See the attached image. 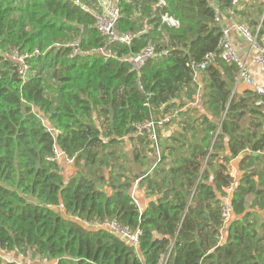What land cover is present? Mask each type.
I'll return each instance as SVG.
<instances>
[{
	"label": "trees",
	"instance_id": "1",
	"mask_svg": "<svg viewBox=\"0 0 264 264\" xmlns=\"http://www.w3.org/2000/svg\"><path fill=\"white\" fill-rule=\"evenodd\" d=\"M214 3L117 0L126 46L69 0H0V253L29 250L54 264H161L167 254L166 264H264V110L252 89L230 85L238 66L219 55L215 16L234 6ZM149 43L157 54L134 70L124 56ZM197 87L202 111L181 101ZM176 109L181 130L162 142L159 132L157 147L130 135ZM124 137L143 157L139 173L124 172L110 150ZM55 147L82 161L75 177L64 178ZM137 179L154 196L143 209L130 193ZM230 184L226 224L219 202ZM104 221L138 230L137 245Z\"/></svg>",
	"mask_w": 264,
	"mask_h": 264
},
{
	"label": "built area",
	"instance_id": "2",
	"mask_svg": "<svg viewBox=\"0 0 264 264\" xmlns=\"http://www.w3.org/2000/svg\"><path fill=\"white\" fill-rule=\"evenodd\" d=\"M74 5L79 7L80 9L89 12L95 18V25L97 30L106 35L110 42H120L126 46L130 45L132 36L127 32H120L117 30V22L120 18V11L118 6L116 5L117 0H88L89 2H84L83 0H69ZM238 0H231L232 5H236ZM215 20L219 22L221 25V18L219 15L215 16ZM162 24H166L167 26H177L178 21L171 17L168 14L161 15ZM234 28L237 32L242 34L245 39L250 42L251 47L253 48L254 55L252 58V62L258 64L259 66L264 68V44H262L257 34L251 33L248 27L243 23L234 24ZM221 37L219 40V55L228 62H234L238 66L237 78L242 81L246 85L250 86L253 91L257 94L258 99L256 104L260 106L264 110V87L257 84L254 78L251 76L248 66L246 63L239 58L235 49L233 47L232 41L229 36L228 29L221 26ZM103 53H108V51L104 48L100 49ZM157 54L156 48L153 44H147L142 50L136 52L135 54H130L124 56L125 61H129L134 70L138 71L142 65L154 57ZM12 58L15 59L17 63L25 62V55H19L16 52L12 54ZM213 58V54H208L203 62L198 64L194 69L200 70L205 67L207 62L211 61ZM21 66H19V70L21 71ZM196 78V75L194 74ZM144 105H148L146 102ZM178 111L173 110V112L168 113L164 116L158 118H150L144 122L138 123L135 126V130L130 134L131 136L135 135H145L147 136L157 147V137L161 130H164L171 122L178 118ZM219 126V124H218ZM219 128V127H218ZM54 156L52 159H59L60 157H65V160L68 163H73L74 157H66L63 153H61L56 147L53 149ZM229 173L231 176H236L235 171L231 167L229 169ZM224 194L220 196L219 207L222 215V219L224 223H228L233 216L231 206H230V197L233 191V185L225 187ZM98 226L109 227L111 228L118 236L126 239L129 243L136 246L138 243L139 231L129 230L127 227H121L116 222L104 221ZM168 254L162 259L161 264H166Z\"/></svg>",
	"mask_w": 264,
	"mask_h": 264
},
{
	"label": "crops",
	"instance_id": "3",
	"mask_svg": "<svg viewBox=\"0 0 264 264\" xmlns=\"http://www.w3.org/2000/svg\"><path fill=\"white\" fill-rule=\"evenodd\" d=\"M211 3H214V0H210ZM215 4V3H214ZM232 9L229 10H221L219 17L221 18V24L224 28L228 29L230 39L232 41L233 47L235 49V52L241 58L246 65L248 66L249 72L251 76L254 78L255 82L259 84L260 86L264 87V68L259 66L258 64H255L252 62V58L254 55L253 48L250 45V42L245 39V37L242 36L239 32H237L234 28V24L238 22H242L243 24L247 25L248 29L253 32L254 34H257L259 31V41L264 44V24L263 18H264V0H238L236 5H233ZM262 29V30H261ZM245 88H250V86L246 85L242 81L238 80L236 76V84H233V89H236L238 92L243 91ZM253 90V89H252ZM200 88L197 87L193 90V93L191 94V99L187 100L186 96L183 94V91L181 93V101L186 102L188 106H195L198 105L200 108V111H202V107L200 105ZM250 118L249 114H246L243 117V123L248 124V120ZM177 125L178 123L175 122ZM174 123V124H175ZM170 124L168 125L164 130L160 131L159 136L161 138V142L164 138L170 136L172 133L174 134L175 131H180L181 128L178 125L177 128L171 130L170 128L174 125ZM264 132V130H263ZM120 143L111 147V152H115L118 160L121 162V165L123 167V170L126 173L127 170L131 169L132 174L139 173L142 170L141 161H142V155L139 156V158H136L133 154V146L138 149V146L135 142L131 143L129 139L126 137L122 138ZM168 142V140H167ZM225 144H227V139L225 140ZM227 147V146H226ZM227 152V150H226ZM246 155L247 152H243L241 156ZM60 164V171L63 174L65 179H68L69 177H75L78 173V171L82 170V165H76L73 163H68L65 160V157H60L57 159ZM239 159H233L231 160V167L235 171V175H239ZM115 161V160H114ZM248 162V161H247ZM65 165H73L74 168H71L73 170H68L64 174L65 171ZM163 166L168 167L171 165V157L166 159L163 164ZM62 166H64L62 168ZM126 167V168H125ZM230 167V168H231ZM229 168V169H230ZM105 176L107 178V171L105 173ZM140 179H137L133 182V185L131 187V194L138 204L140 209H143L145 205L154 198V196H149L146 190V184L140 183ZM105 189L106 187L103 186ZM226 229H221V238L224 240L226 238ZM3 264L5 262H13L14 264H54L55 262L53 260H45L41 257L33 256L31 251H26L24 254H20L17 252L8 253V252H1Z\"/></svg>",
	"mask_w": 264,
	"mask_h": 264
},
{
	"label": "rangeland",
	"instance_id": "4",
	"mask_svg": "<svg viewBox=\"0 0 264 264\" xmlns=\"http://www.w3.org/2000/svg\"><path fill=\"white\" fill-rule=\"evenodd\" d=\"M43 120L45 121V123L47 122L46 121V118L45 117H43ZM79 166H81L82 165V161H80L79 162ZM64 166H62V168H63ZM71 168H74V166L73 165H65V171H64V174L66 175V174H69V173H66L68 170H73V169H71ZM6 263V262H5Z\"/></svg>",
	"mask_w": 264,
	"mask_h": 264
},
{
	"label": "water",
	"instance_id": "5",
	"mask_svg": "<svg viewBox=\"0 0 264 264\" xmlns=\"http://www.w3.org/2000/svg\"><path fill=\"white\" fill-rule=\"evenodd\" d=\"M230 85H231V87H233V84H230ZM177 126L178 125L175 123L170 129L173 130V129L177 128Z\"/></svg>",
	"mask_w": 264,
	"mask_h": 264
}]
</instances>
